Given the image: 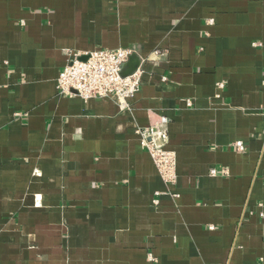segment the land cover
<instances>
[{
  "label": "crops",
  "instance_id": "0c3cea01",
  "mask_svg": "<svg viewBox=\"0 0 264 264\" xmlns=\"http://www.w3.org/2000/svg\"><path fill=\"white\" fill-rule=\"evenodd\" d=\"M119 47L142 58L128 107L59 92L73 53ZM259 263L264 0H0V264Z\"/></svg>",
  "mask_w": 264,
  "mask_h": 264
},
{
  "label": "built area",
  "instance_id": "2783aa9c",
  "mask_svg": "<svg viewBox=\"0 0 264 264\" xmlns=\"http://www.w3.org/2000/svg\"><path fill=\"white\" fill-rule=\"evenodd\" d=\"M208 23L213 24L214 19H209ZM133 53L134 50L128 47L73 53L58 77L59 92L77 95L84 100L113 97L122 108L128 107V99L140 90L142 84L143 70L141 67L133 74L127 76L121 74L122 66ZM155 53L161 54L159 50ZM218 87L223 88L224 83H218ZM166 122L167 118L163 117L161 123ZM137 132L142 138L143 146L148 149L163 181L169 188L177 182V154L165 147L168 140L167 130L156 124L147 128H139ZM234 147L238 151H243L245 144L243 141H236ZM210 173L212 175L220 174L216 168L211 169ZM222 174H228V170H224ZM169 193L178 196L171 191ZM155 202L157 203L158 200L156 199ZM148 260L154 262L157 261V257L150 252Z\"/></svg>",
  "mask_w": 264,
  "mask_h": 264
},
{
  "label": "water",
  "instance_id": "95a60500",
  "mask_svg": "<svg viewBox=\"0 0 264 264\" xmlns=\"http://www.w3.org/2000/svg\"><path fill=\"white\" fill-rule=\"evenodd\" d=\"M85 58V57H83ZM142 58L136 52H134L129 60L122 66L121 74L127 76L133 74L141 65Z\"/></svg>",
  "mask_w": 264,
  "mask_h": 264
}]
</instances>
